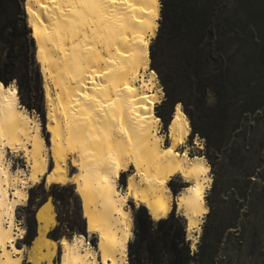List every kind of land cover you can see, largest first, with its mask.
<instances>
[{
  "label": "bare ground",
  "instance_id": "6f19581e",
  "mask_svg": "<svg viewBox=\"0 0 264 264\" xmlns=\"http://www.w3.org/2000/svg\"><path fill=\"white\" fill-rule=\"evenodd\" d=\"M23 10L43 80L44 122L52 135L35 131L41 128L40 116L21 105L15 81L18 95L11 108L3 99L7 90L0 91V234L13 241L11 248L0 243V264H52L56 258L57 264H129L128 244L134 236L129 200L136 208L144 206L155 221L176 210L185 220L194 252L209 212L211 165L191 152L204 144L197 134L193 145L188 143L191 129L182 104L174 105L163 130L155 113L164 100L162 87L158 76L151 77L139 63L141 49L147 57L158 31L161 0H117L104 11L103 23L97 17L95 25L79 0H23ZM57 92L60 98L54 100ZM197 137L203 147L196 146ZM6 150L14 157L23 153L24 167L17 166L18 172L9 168L13 161L4 157ZM71 160L76 161L72 172ZM205 167L209 172H203ZM175 178L185 185L173 194L170 183ZM42 181L46 187L74 186L86 239L79 233L58 241L48 236L57 224L48 200L36 209V234L28 248H15L26 234L16 210L27 205L28 188ZM92 238L97 246L89 244Z\"/></svg>",
  "mask_w": 264,
  "mask_h": 264
},
{
  "label": "rangeland",
  "instance_id": "374dc122",
  "mask_svg": "<svg viewBox=\"0 0 264 264\" xmlns=\"http://www.w3.org/2000/svg\"><path fill=\"white\" fill-rule=\"evenodd\" d=\"M20 5L25 16L23 0H20ZM216 10L219 22H214V39L209 47L218 62L215 70L221 65V70L226 72L227 90L224 99L221 101L211 88L205 90L197 107L194 98L187 97L186 93L182 96L192 105L195 126L211 138L212 147L207 149L206 138L197 134L204 148H192L191 152L203 155L212 165V184L215 181L216 189H209L206 199L213 203L218 214L216 217L206 215L194 252L191 241L187 240L185 220L179 218L191 253L198 252L196 264H264V0H218ZM155 47L157 63L162 74L167 76L172 69L168 51L165 44ZM0 57H4L3 46H0ZM34 63L39 72V93L42 95L45 114L43 80L35 57ZM157 76L165 100V89L158 72ZM174 83H169L170 90L174 89ZM21 95L25 96L24 92ZM173 107L171 101L159 104L155 106V113L162 121V117H170ZM30 111L38 114L36 110ZM162 124L164 126L165 123L162 121ZM42 132L48 138L47 133ZM188 143L193 145V137L189 136ZM11 159L16 162V166L24 167V163L20 164L14 156ZM69 170L74 171L71 165ZM250 174L254 176L249 177ZM126 176L122 175L119 180L122 186ZM170 185L178 190L185 183L175 178ZM69 186L67 205H55L51 196H44V190L48 191L50 186L38 184L28 188L35 192V205L30 208L19 206L16 210L17 219L27 229V219L36 222L37 203L44 199V202L49 200L53 205L56 225L59 224L58 218L73 220L78 217V213L85 224L80 198L74 186ZM133 205L131 201L129 207L134 214L137 208ZM173 213L178 216L176 210ZM203 231H206V238L202 237ZM19 242L23 244V239ZM27 263L32 264L24 262ZM57 263L56 258L52 264Z\"/></svg>",
  "mask_w": 264,
  "mask_h": 264
},
{
  "label": "trees",
  "instance_id": "16d2710c",
  "mask_svg": "<svg viewBox=\"0 0 264 264\" xmlns=\"http://www.w3.org/2000/svg\"><path fill=\"white\" fill-rule=\"evenodd\" d=\"M217 3L218 0H161L158 33L150 45L151 62L155 65L165 89V100L161 105L169 101L173 106L181 103L190 119L191 131L206 138L207 149L212 147L211 138L195 126L192 105L187 103L182 95L186 93L187 97L194 98L196 107L201 103L208 88H211L221 101L224 99L227 90L226 72L221 70V65L215 70L218 62L209 47L214 39V22H219ZM219 26L218 23L217 27ZM157 44H165L168 58L171 59L172 69L167 76L162 74L157 63ZM0 46L4 49V57H0V81H16L21 105L28 110H36L42 117L44 112L42 95L39 93V72L34 63V42L20 0H0ZM170 82H175L173 90L169 89ZM23 92L25 96L22 97ZM244 112L246 113V110ZM162 121L168 125L170 117H162ZM249 180L251 181L250 178ZM170 187L173 194L180 189L176 190L171 185ZM69 188V185L52 184L49 190H44L43 193L45 197L51 196L55 205H67ZM210 189H216L215 181ZM34 195L35 192L31 189L26 208L35 205ZM206 200L209 206L207 217H216L218 212L215 206ZM43 202L44 199L40 200L37 206ZM133 219L134 236L128 244L129 264L197 263L198 252L191 253L185 240L182 221L173 211L166 218L155 221L141 205L134 211ZM58 222L59 224L48 232V236L55 240L63 235L70 237L73 233L82 234L86 231L79 213L73 220L58 218ZM66 231L70 233H65ZM35 234L36 222L34 219H27L23 244L29 245ZM206 235V231H203L202 237L206 238Z\"/></svg>",
  "mask_w": 264,
  "mask_h": 264
},
{
  "label": "snow or ice",
  "instance_id": "6c2138e0",
  "mask_svg": "<svg viewBox=\"0 0 264 264\" xmlns=\"http://www.w3.org/2000/svg\"><path fill=\"white\" fill-rule=\"evenodd\" d=\"M116 2H117V0H79V6L84 8V9H87L88 12L91 13V15H92L91 25H95L97 23V17H99L100 18V22L103 23L104 11H106L108 7H111ZM25 11L31 12V8H26ZM86 14L87 13H85V15ZM78 15H80V13H78ZM82 22L85 23L86 26H89L87 21H82ZM93 32L94 33L96 32L95 28H93ZM101 39L103 40V37ZM140 43L144 44L145 41L142 40V41H140ZM116 51L119 52V49H116ZM120 54L123 55V53H120ZM113 63H115V61H113ZM139 63H140V67L145 72H148L151 77L155 78L157 76L156 67L151 62V53L150 52H149L148 56L146 57L143 49H141L140 56H139ZM145 80H148V76H145ZM153 82L154 81H149V83H153ZM125 87H127V85H125ZM5 89L7 91H6V94L3 96V99L9 102L8 103V107L11 108L12 107L11 100H12V98L17 97L18 90L13 88L11 81H0V91H3ZM128 91L131 92L132 89L129 88ZM153 91H157V88H154ZM81 94L82 95H86V93H83V92ZM157 94L159 95V92H157ZM59 98H60L59 97V92H57L55 94V96H54V100H58ZM92 98L95 99V97H92ZM142 106H143V108L145 110L147 109V104H143L142 103ZM103 107L104 106L102 105V108ZM177 109H179V106H177ZM53 114H55V113H53ZM41 115H42L41 128L35 129V131H37V132L44 131V132L47 133L48 136H51L52 135L51 129L47 128V125L44 122V115L45 114H41ZM167 128H168V125H167V123H165L164 126H163V130H167ZM189 135L196 136V134L194 132H192L191 130H189ZM167 144H168V141H167V138H166L165 139V146L166 147H167ZM195 144H196L197 147H203L200 144L198 137L195 140ZM29 147H31V144L29 145ZM168 150L172 151L171 148H169ZM180 151H184V148L181 147ZM22 154L23 153H20L19 155H17L15 157L16 160H19L20 164L24 163V161L20 159V155H22ZM3 155H4L5 158H7V157L12 155V151L6 150ZM185 155H187V153H185ZM59 159H61L63 161L66 158L65 157H60ZM69 163H71L74 166L73 170L75 171L76 161L75 160H71V161H69ZM8 166H9L10 169H13V170H15L17 172L19 171V169H17L15 161L9 163ZM131 168H132V166L130 165L129 169L131 170ZM2 170H3V168H2V166H0V172H2ZM49 170H51V169H49ZM203 172L207 173V172H209V169L207 167H205V168H203ZM123 175H127V173L125 172V173H123ZM45 179L46 180L48 179L46 174H45ZM105 179H107V177H105ZM50 182L51 181L49 180V183ZM61 183H68V181H61ZM125 184H126V182H125ZM41 185H43V181L41 182ZM10 195H11V193H10ZM21 201H23V197H21ZM129 203H131V200H129ZM133 206H135V205H133ZM14 215H15V213H14ZM17 218H18V216H17ZM20 227H23V225L21 224ZM82 235L86 239L87 238V231H84L82 233ZM76 240H77V242H79L80 236H77ZM0 243H3L5 246H8V247L11 248V246L13 244V241L7 239L2 234H0ZM89 244L92 245V246H97V240L95 238H93L92 240L89 241ZM19 247H20V242H19V240H17L15 242V248L18 249ZM99 259H100V257H99V254H98L97 260L99 261Z\"/></svg>",
  "mask_w": 264,
  "mask_h": 264
},
{
  "label": "crops",
  "instance_id": "0c3cea01",
  "mask_svg": "<svg viewBox=\"0 0 264 264\" xmlns=\"http://www.w3.org/2000/svg\"><path fill=\"white\" fill-rule=\"evenodd\" d=\"M56 241H58V240H56ZM21 245H23V244H20V246H21ZM25 246L28 248L29 245H25Z\"/></svg>",
  "mask_w": 264,
  "mask_h": 264
}]
</instances>
